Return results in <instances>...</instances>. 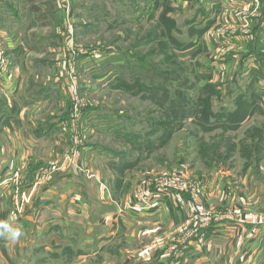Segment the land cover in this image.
<instances>
[{
  "label": "rangeland",
  "instance_id": "374dc122",
  "mask_svg": "<svg viewBox=\"0 0 264 264\" xmlns=\"http://www.w3.org/2000/svg\"><path fill=\"white\" fill-rule=\"evenodd\" d=\"M7 1L16 15L38 16L40 21L30 24L32 20L20 18L32 52L8 55L0 50L6 63L2 74L12 78L14 63L25 67L18 93L22 98L42 95L35 101L39 105L28 110L34 122L29 131L37 135L47 128L53 133L45 146L18 162V153L8 154L4 174L11 180L1 182L0 221L22 227L20 216L33 211L37 197L48 195V185L54 189L50 197L55 207L41 202V213L29 214L18 242L0 238V264H7V247L12 244L9 249L21 253L18 244L30 243L36 231L45 234L35 244H45L48 251L36 250L34 260L52 264L51 258L62 257L64 251L73 254L82 248L71 238L83 243L88 227L97 231L100 220L112 226L119 217L128 221L126 233L105 241L97 253L96 242L89 240V255L79 264L147 262L149 252L159 254L172 242L193 239L200 230L234 222L238 215L241 222L249 217L246 223L252 227L264 223L253 218L264 214V116L246 110L252 106L247 104L240 108L245 116L221 119L242 93L262 108L264 80L250 81L247 59L257 54L264 60V50L257 44L264 26V0H216L220 12L209 10V27L196 13L206 0H34L33 5H40L34 15L28 13L29 0ZM239 66L242 75L234 88L231 83L238 79L234 74ZM148 85L159 89L148 93ZM177 91L180 101L167 112L164 108ZM0 100L15 103L16 95L0 91ZM14 130L11 122L0 121L2 146L9 142L3 134L12 137L11 147L17 145ZM60 173L66 174L56 179ZM67 175L70 181L63 179ZM174 177L186 190H198H181L182 184L176 188ZM141 190L151 193L149 212L167 211L164 205L155 208L164 202L158 196L183 200L195 227L172 230L150 224L137 229L142 225L135 220L138 211L127 209ZM137 197L146 200L145 195ZM196 206L199 214L203 210L218 219L199 227ZM250 247L251 258L242 263L257 264L264 251L257 262L256 246ZM24 255L27 264L30 252ZM237 256L230 249L224 264H233Z\"/></svg>",
  "mask_w": 264,
  "mask_h": 264
},
{
  "label": "crops",
  "instance_id": "0c3cea01",
  "mask_svg": "<svg viewBox=\"0 0 264 264\" xmlns=\"http://www.w3.org/2000/svg\"><path fill=\"white\" fill-rule=\"evenodd\" d=\"M13 10L14 9L12 8V5L7 0H0V50H4L5 53L8 55H19L21 53L28 54L32 52V46L30 48L28 42V34L26 31H24V29H22L20 21V18L22 20V17H20V15H16V12L13 14ZM22 37L24 38V42H22ZM257 44H259L260 47L264 50V26L260 38H258L257 40ZM247 63L250 68L255 69L258 66V63H256L253 56H250L247 59ZM24 68V66L14 63L12 64V78L7 77V75L0 74V91H2V93L8 94L11 97L16 95L15 103L0 100V107L3 106V108L0 110V121L11 122L12 126L15 127L13 135L17 138V145L11 147L12 137L8 134L2 135V137H4L6 141H9L7 142L9 146H2L0 144V197L2 196L3 191V188L1 187L2 180H11V177L7 178L9 176H7V173L4 174L9 169L10 161L8 158V154L13 155L15 152L18 153L21 157L17 159L18 162L20 159H24L26 156H28V154H31L33 151L45 146V142H47L48 137L53 133L48 131L45 134L42 133L34 135L33 133H31L32 131H29V128H32L34 122L33 119L30 117L28 110L31 106L34 107L39 105L40 102L35 101H37V99L42 95H40L41 93H37L33 95V97L31 96L33 101L29 102L28 99L31 98H22L21 94L18 93L21 88L22 79L25 76ZM27 70H29V68H27ZM42 99L44 98L42 97ZM261 102H263V104H260V106L262 107L261 109L264 110V99H262ZM7 163L8 165H6ZM64 174L66 173L58 174L56 179L60 175L63 176ZM69 174L71 173L69 172ZM63 179L67 180L68 175L63 177ZM68 181H70V179H68ZM55 183L56 181L54 180L50 185L55 186ZM47 189L48 190H46V194H48L49 196L45 195L44 197H39V199L37 197V205L33 206V211L27 212V215L26 213H23L20 216L21 220L19 221V224H22V227H19L22 228L23 232L26 230V228L24 227L26 224V220H30L29 214L31 213L32 216H37V214L41 213L40 208L43 209V205H41V202L49 203V206H54L52 204L53 198L50 197V194H54V189L51 188L49 185ZM158 197L161 198L162 201L164 200V202L157 203L155 205V208L158 207V205L160 204L166 206L167 211L159 209L156 211L154 210L151 212L140 213L135 215L136 217H138H134L133 219L136 218L135 220H139L137 224L140 225V222H142L141 227H138L137 229L140 230L143 227L146 228V226H150V224L159 225L161 227H167L169 229L173 228L172 230H175L177 227H182L184 229H188L189 231L195 227V221L193 219L194 216L192 212L187 209L186 205L184 206L183 200L176 199L175 195L170 197V199L169 197L163 198V195ZM112 212L113 211H111V213ZM8 214L9 212L6 213V215ZM54 214V217L58 216L56 208ZM2 216L4 217L5 215L3 214ZM112 217H115V213ZM240 217L239 215L235 216L234 222L231 223L223 221L215 225L212 224L213 226L209 229L200 230V232L197 233L193 239H189L186 241L181 240L180 243L172 242L171 245L167 248L165 247V249H159V254L158 252H149L151 259H148L147 262H140V264H224L226 261L227 251H229L230 249H232V251L236 250L238 256L237 260L234 261L233 264H238L239 260L241 261V263L245 261V259L246 262H248V260L251 258L248 257V254L251 250L250 245L254 247V244L256 246V252H254L253 255H255L254 259L258 262V255H260L264 251V223H260L261 225H258V227H252L251 224L246 223V220L250 219L249 217H247V219L244 218L243 222L239 220ZM253 218L255 221H258L259 224V222L264 221V214L255 215ZM164 219H166V221ZM33 220L35 222L36 217L33 218ZM118 221L120 222L119 224H117ZM127 222V219L122 220V218L119 217L118 219H116V222H112V226H105L103 221L100 220L99 230L96 231V229L90 226L92 229L88 227V229H86V231L83 233L85 238L87 239L83 243L77 242L76 239L71 238L70 242L74 243L75 245L81 244L82 248L73 250V254L71 253L72 250L64 251L62 257L58 258L56 256V258H51V260L53 261L52 264H58L57 262L59 260H63L64 264H79V262H77L79 261V259L80 261H85V259L89 255L88 248L93 242H96V245L99 247L94 252L97 253L102 249L105 241L108 242L111 240L110 242H112L116 236L117 238H115V240L121 237V235L119 234L120 232H124L123 228L127 227ZM251 222H253V220ZM36 227L40 230L43 229V226L40 225H37ZM165 231L166 230H164V232ZM44 234L45 233L43 232L36 231L30 243L28 241L20 242L18 244V248H20L21 253L13 252V249H9L10 247H13L12 244L7 247V254H5L7 257L6 263H26L24 252L29 251L30 261L27 260V264H44L46 260H34L36 256L34 253L36 250L48 251V248H46L45 244H40L39 247L35 244L37 238H39L41 235L43 236ZM87 235H90V238ZM89 240L91 241V244ZM239 242H242L241 246L239 245ZM2 248L5 247L3 246ZM172 250H174L175 254L172 253ZM161 253L164 254L160 255ZM171 253L173 255H170ZM262 260H264V258H261L258 263L263 264L264 261ZM232 261L233 256L230 263H232Z\"/></svg>",
  "mask_w": 264,
  "mask_h": 264
},
{
  "label": "trees",
  "instance_id": "16d2710c",
  "mask_svg": "<svg viewBox=\"0 0 264 264\" xmlns=\"http://www.w3.org/2000/svg\"><path fill=\"white\" fill-rule=\"evenodd\" d=\"M33 1L34 0H29V2H28V6H31V8L28 11V13L34 15V14H37L39 12L38 10H40V5H37V4L36 5H33ZM215 1L216 0H206V2L200 4L201 5L200 8L197 9V11H196V13H198L201 18L205 19V22H207V25L208 26L207 25H204V26L209 27L210 24L212 23V21H209L208 20V18L210 19V17H209L210 16L209 10L212 9L215 12L218 10V7L216 5H214V2ZM22 3H24V0L22 1ZM206 3H208V4L211 3L212 7L211 8H208V7L206 8ZM12 12H13V14L15 13L14 10ZM20 17H22V19H26V20H29V21L32 20L30 22V24L38 23L40 21V19H39L40 17L37 16V17H32V19H29V17H25V14L24 13L22 15H20ZM197 34H199V33H197ZM201 35L202 34H199L200 37H201ZM249 55L253 56L254 59H255V61H256V63H258L257 68H255V69L254 68H249L248 69L250 81H256L257 82L259 79L264 80V60L262 58H259L257 54L256 55L255 54H249ZM242 66H244V64H242ZM242 66H239V68L237 69V71L234 74V79H235V77H238L237 81H233L231 83V86L234 87V88H237L236 87V83L240 80V77L242 75V71H241ZM206 70H207L208 73L210 72V69H206V67H204V71H206ZM208 80H210V77H208V79L206 81H208ZM153 87H155V89H159V86H151V85H148L145 88H146V90H147L148 93H153L154 92V88ZM247 88L250 89L251 86L248 85ZM229 92H232V89L231 88H230ZM166 94H167V91L163 92V96H165ZM179 97H180V94L177 91L175 93V98L172 99V100H170L169 105L166 106L165 108L164 107L163 108L167 112H171L174 109V106L178 103L177 101H180L179 100ZM246 97H247L246 94H243V93L240 94V95H237L236 96V99L234 100V108L232 110L228 109L227 112L224 111V113L222 114L221 119L225 122V121H227V118L228 117L231 118V116H232V117H234V119H233V121H234V120H238V118H241L242 115L245 116L246 115L245 114L246 111L245 112H241L240 108L241 107H244V106H247V104L248 105H252V106L251 107H247V108L245 107L246 110H250L251 111L252 109H255L257 112H260V114H263L264 115V111H262L259 108L258 104L257 103L250 102V100H248ZM251 97H253L254 99H258L259 98V96H256L253 93H251ZM163 105H166V103H164ZM2 108H3V106L0 107V110ZM39 131H43V134H45V133L48 132V129L47 128L46 129L44 128V129H40Z\"/></svg>",
  "mask_w": 264,
  "mask_h": 264
},
{
  "label": "built area",
  "instance_id": "2783aa9c",
  "mask_svg": "<svg viewBox=\"0 0 264 264\" xmlns=\"http://www.w3.org/2000/svg\"><path fill=\"white\" fill-rule=\"evenodd\" d=\"M5 64L6 63H5L4 59L0 56V74L3 73L1 70L3 67H5ZM75 110H76V105H75ZM171 182L178 189H180V188L176 184H182L181 190H186V186L183 183H181V181L179 180L178 177H174L173 179H171ZM195 189L198 190V187H191L190 189H188L186 191H190L191 193H193L195 191ZM137 193H139V195H141V196L145 195L146 200H143V199L138 200ZM137 193L134 196L132 202L128 205L129 209H127V210L133 211L132 209H136L138 211V212H136L137 214L149 212L153 208V204L150 203L151 202V198H150L151 193L149 194V196L145 190L138 191ZM191 196L195 197L194 195H191ZM196 209L198 211L197 215H198V226L199 227H201V226L207 227L212 221L218 219V217H211L210 218V216L207 213H205L203 210L199 214V211L201 210L199 206H196ZM133 212H135V211H133Z\"/></svg>",
  "mask_w": 264,
  "mask_h": 264
},
{
  "label": "clouds",
  "instance_id": "9594fccd",
  "mask_svg": "<svg viewBox=\"0 0 264 264\" xmlns=\"http://www.w3.org/2000/svg\"><path fill=\"white\" fill-rule=\"evenodd\" d=\"M23 234L21 228L13 227L7 221H0V238H5L10 242H18Z\"/></svg>",
  "mask_w": 264,
  "mask_h": 264
}]
</instances>
